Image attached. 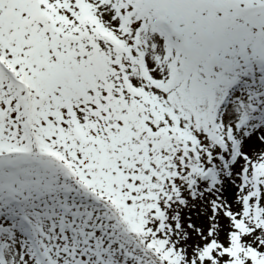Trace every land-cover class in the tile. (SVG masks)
Here are the masks:
<instances>
[{
    "label": "snow or ice",
    "instance_id": "1",
    "mask_svg": "<svg viewBox=\"0 0 264 264\" xmlns=\"http://www.w3.org/2000/svg\"><path fill=\"white\" fill-rule=\"evenodd\" d=\"M0 264H264V0H0Z\"/></svg>",
    "mask_w": 264,
    "mask_h": 264
}]
</instances>
